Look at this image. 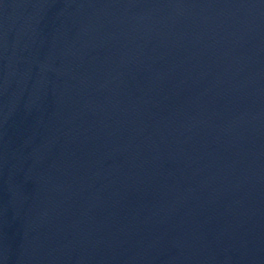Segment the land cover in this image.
<instances>
[{
    "label": "water",
    "instance_id": "water-1",
    "mask_svg": "<svg viewBox=\"0 0 264 264\" xmlns=\"http://www.w3.org/2000/svg\"><path fill=\"white\" fill-rule=\"evenodd\" d=\"M118 0H0V166L42 116Z\"/></svg>",
    "mask_w": 264,
    "mask_h": 264
}]
</instances>
